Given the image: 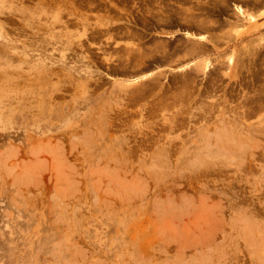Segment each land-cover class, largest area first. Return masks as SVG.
I'll return each mask as SVG.
<instances>
[{
	"label": "rangeland",
	"instance_id": "374dc122",
	"mask_svg": "<svg viewBox=\"0 0 264 264\" xmlns=\"http://www.w3.org/2000/svg\"><path fill=\"white\" fill-rule=\"evenodd\" d=\"M234 3L0 0V264H264V33Z\"/></svg>",
	"mask_w": 264,
	"mask_h": 264
},
{
	"label": "crops",
	"instance_id": "0c3cea01",
	"mask_svg": "<svg viewBox=\"0 0 264 264\" xmlns=\"http://www.w3.org/2000/svg\"><path fill=\"white\" fill-rule=\"evenodd\" d=\"M242 5L239 4H233V15H237L239 18L245 19L246 21H249L250 23L245 26L246 32L244 35H248L251 33H264V0H241ZM253 16V17H252ZM236 22V21H233ZM243 29V27H240V30ZM186 34H193L189 31H183ZM180 32L172 31V33L166 35L165 37H170L174 35H179ZM216 34L218 35V32H198L193 34L196 39L202 42H207L209 45L214 46L213 42L216 40ZM218 39V38H217ZM176 68V69H182L185 67V63H180L179 61H175L170 63V65H166L165 68ZM150 72H156V71H150ZM149 73V72H148Z\"/></svg>",
	"mask_w": 264,
	"mask_h": 264
},
{
	"label": "bare ground",
	"instance_id": "6f19581e",
	"mask_svg": "<svg viewBox=\"0 0 264 264\" xmlns=\"http://www.w3.org/2000/svg\"><path fill=\"white\" fill-rule=\"evenodd\" d=\"M253 17V16H252ZM142 50V49H141ZM141 54V53H140Z\"/></svg>",
	"mask_w": 264,
	"mask_h": 264
}]
</instances>
